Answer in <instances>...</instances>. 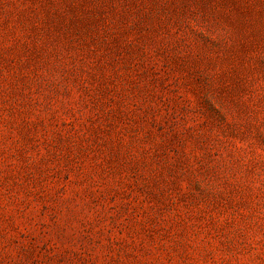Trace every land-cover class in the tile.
I'll return each instance as SVG.
<instances>
[{"label": "rangeland", "instance_id": "rangeland-1", "mask_svg": "<svg viewBox=\"0 0 264 264\" xmlns=\"http://www.w3.org/2000/svg\"><path fill=\"white\" fill-rule=\"evenodd\" d=\"M0 264H264V0H0Z\"/></svg>", "mask_w": 264, "mask_h": 264}]
</instances>
